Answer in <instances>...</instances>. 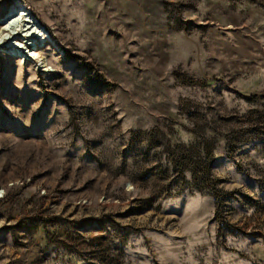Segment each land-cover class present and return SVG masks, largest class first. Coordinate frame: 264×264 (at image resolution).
Returning <instances> with one entry per match:
<instances>
[{"label": "rangeland", "instance_id": "1", "mask_svg": "<svg viewBox=\"0 0 264 264\" xmlns=\"http://www.w3.org/2000/svg\"><path fill=\"white\" fill-rule=\"evenodd\" d=\"M21 1L0 264H264V0Z\"/></svg>", "mask_w": 264, "mask_h": 264}, {"label": "bare ground", "instance_id": "2", "mask_svg": "<svg viewBox=\"0 0 264 264\" xmlns=\"http://www.w3.org/2000/svg\"><path fill=\"white\" fill-rule=\"evenodd\" d=\"M29 7V6H28ZM21 0H13L0 23V48L9 49L22 60L32 61L41 71H47L48 63L38 49L48 39V32ZM22 39L23 43H17Z\"/></svg>", "mask_w": 264, "mask_h": 264}]
</instances>
